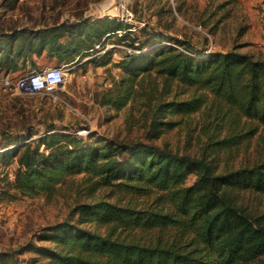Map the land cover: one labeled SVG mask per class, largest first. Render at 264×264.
Here are the masks:
<instances>
[{"label": "trees", "instance_id": "trees-1", "mask_svg": "<svg viewBox=\"0 0 264 264\" xmlns=\"http://www.w3.org/2000/svg\"><path fill=\"white\" fill-rule=\"evenodd\" d=\"M96 25L98 44L118 31L125 32L118 42L128 43L136 28L108 18ZM74 30L56 26L23 34L16 47L0 49V67L14 57L46 52L60 66L74 63L84 50L73 41L83 30L77 37ZM150 30L148 24L136 30L144 41L133 38L130 47L138 52L114 65L121 79L104 91V104L121 111L136 97L144 98L151 107L147 119L154 137L180 124L170 119L206 113L210 129L228 131L224 139L213 140L209 157L258 133L264 126V59L239 47L228 52L194 48ZM190 91L187 99H179ZM66 131L48 130L31 143L7 139L0 162L16 159L18 165L12 185L16 193L10 196H52L70 178L83 176L93 193L112 189L155 198L144 206L105 199L80 204L74 213L104 227L105 233L72 221L46 227L38 238L54 247L34 249L38 256L54 264H264V215L253 219L227 194L228 189L264 193V163L218 174L207 157L180 155L140 141L100 143ZM192 175L196 180L188 186ZM0 192L10 193L4 188ZM154 230L174 231L173 241L140 243L133 237L136 231Z\"/></svg>", "mask_w": 264, "mask_h": 264}, {"label": "rangeland", "instance_id": "rangeland-1", "mask_svg": "<svg viewBox=\"0 0 264 264\" xmlns=\"http://www.w3.org/2000/svg\"><path fill=\"white\" fill-rule=\"evenodd\" d=\"M126 7L132 19L125 23L136 27L131 43L133 38L144 41V36L137 31L148 24L151 33L164 34L192 44L194 48L209 47L228 52L239 47L240 52L264 59V0H0V33L9 31L1 40L2 44L11 43L16 47L23 34L45 32L38 28L40 25L48 29L73 26L75 37L83 30V37L73 41L84 49L82 57L69 65L60 66L58 59L49 56L48 52L37 56L38 70L46 67L65 69V84L52 93L19 94L6 89L5 80L0 76V152L5 151L3 148L9 137L20 143L23 140L31 143L48 130H69L100 143L140 141L180 155L207 157L218 174L264 163V126L259 127L258 133L249 140L209 157L213 140L224 139L228 131L210 129L206 113L184 120L170 119L180 124L154 137L150 130L151 107L144 98L136 97L121 111L104 104V91L112 87V81L121 79V71L114 65L126 55L124 48L131 47L130 42H118L121 37L118 33L98 44L94 31L98 19L121 20ZM62 40L65 44L69 42L68 37ZM173 45L180 47L178 42ZM91 47L93 49L89 51ZM109 51L113 54L108 55ZM190 93L192 91L179 95V99H187ZM12 148L14 146L6 151L11 153ZM17 169L16 159L0 162V190L4 188L10 192L9 195L0 192V264H54L33 250L54 247L40 241L39 234L46 227L64 221L105 233L104 227L74 213L80 204L105 199L121 204L134 201L144 206L152 204L155 198L153 195L121 194L112 189L93 193L83 176L70 178L52 196L21 197L17 194L13 197L10 195L16 193L12 185ZM195 180L194 175L190 176L187 185H192ZM227 194L253 219L264 215V193L228 189ZM133 237L140 243H171L174 231H136Z\"/></svg>", "mask_w": 264, "mask_h": 264}, {"label": "built area", "instance_id": "built-area-1", "mask_svg": "<svg viewBox=\"0 0 264 264\" xmlns=\"http://www.w3.org/2000/svg\"><path fill=\"white\" fill-rule=\"evenodd\" d=\"M131 19L132 14L126 7V13L122 14L121 21L130 22ZM117 33L122 36L123 31H118ZM124 49L126 54L138 52L132 48ZM65 76V69L63 67H46L40 70H33L17 80L7 79L4 81V85L6 89L19 94L27 93L35 95L38 93H52L63 87L66 81Z\"/></svg>", "mask_w": 264, "mask_h": 264}, {"label": "crops", "instance_id": "crops-1", "mask_svg": "<svg viewBox=\"0 0 264 264\" xmlns=\"http://www.w3.org/2000/svg\"><path fill=\"white\" fill-rule=\"evenodd\" d=\"M22 1V0H20ZM40 30H46L47 27L45 26H39L38 27ZM17 31H22L19 29H16ZM7 34H9V31H5L3 33H0V49L5 48L9 45H4L2 44L3 41L2 39H5ZM11 44V43H9ZM2 56V53L0 52V58ZM0 67V76L2 77V80H7L12 78L19 79L26 74L30 73L33 70H38L39 62H38V57L36 56H28L24 57L23 55L20 57H14L9 60H7L3 65Z\"/></svg>", "mask_w": 264, "mask_h": 264}]
</instances>
